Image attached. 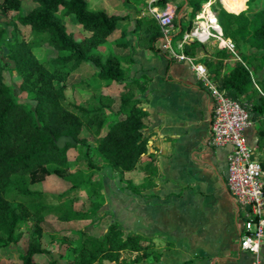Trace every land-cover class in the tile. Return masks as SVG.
<instances>
[{"label":"trees","instance_id":"1","mask_svg":"<svg viewBox=\"0 0 264 264\" xmlns=\"http://www.w3.org/2000/svg\"><path fill=\"white\" fill-rule=\"evenodd\" d=\"M34 1L36 6L24 13L22 0H0V10L6 14L13 13V40L8 43V57L14 61L15 69L22 77L23 90L36 101L34 108L18 101L13 87L5 82L6 63L0 59V248L20 242L23 226L33 218L35 230L27 251L20 254V259L23 264H35L38 255L48 252L42 244L44 224L49 216H54L61 222H90L83 228H68L58 233L59 257L66 264H137L148 258L160 262L164 253L175 249L176 244L126 229L112 211L100 215L106 197L104 182L97 176L103 163L119 173L122 181L125 173L141 171L144 174L142 183L136 185L133 179H127L123 189L142 194L155 186L156 177L160 175L157 155L149 151V137L143 131L149 118V112L143 106L146 99L137 95V92H146L151 78L147 75L130 78L132 57L104 54L100 46L123 29L122 39L118 38L114 43L122 48L128 47L127 28L135 21L131 33L136 34L138 45L159 53L157 42L163 37L161 26L153 15H140L133 20L129 13L110 14L105 9H94L89 0ZM132 1L139 5L146 3V0ZM207 1H185L182 6L185 15L175 19L180 28L176 36L182 39L184 33L193 28L196 16ZM253 1L248 0V3ZM168 2L173 0H159L154 7H163ZM243 2L239 0L240 7L234 11L236 13L218 9L215 4L213 7L225 36L236 43L237 50L249 47L264 51V7L251 16L250 7L243 10ZM70 14L89 35L78 40L68 30L64 16ZM18 23L29 28V37L22 35ZM6 32V27L0 22V48ZM43 46L59 54L42 60L35 53V48ZM198 48H205V45L190 41L184 45V53L195 56ZM229 53L225 49L219 50L218 57ZM242 59L227 71L222 61H206V64L212 81L245 106L257 124L255 155H258L264 169V73L254 80L252 70L259 73L264 69V54H252L246 56V60L242 56ZM86 64L97 68L94 73L97 78L123 86L121 106L116 113L107 112L110 107L104 97L87 105L68 99L69 77L74 70ZM114 116L117 119L107 133L102 134L104 125ZM85 129L93 136L94 144L83 136ZM62 135L72 136L77 144L59 147L57 140ZM76 148L82 150L76 153V160L84 163H78L76 170L72 171L71 149ZM50 175L63 178L71 186L62 193L32 188ZM81 189L88 190L91 201L88 209L73 207ZM108 216L110 221L105 229L92 232ZM124 253L137 255L133 261H128L123 258Z\"/></svg>","mask_w":264,"mask_h":264},{"label":"crops","instance_id":"2","mask_svg":"<svg viewBox=\"0 0 264 264\" xmlns=\"http://www.w3.org/2000/svg\"><path fill=\"white\" fill-rule=\"evenodd\" d=\"M178 31L174 46L180 52ZM133 36L129 35L130 44L121 54L134 60L130 77L151 78L146 92H138V97L146 99L143 106L149 118L143 131L149 137V151L157 155L160 175L155 186L142 194L120 189L114 198L106 193L116 219L128 229L158 234L176 244L155 264H171L175 253L187 245V264H253L254 255L241 248V211L226 183L230 147L209 142L212 99L208 89L189 61L161 49L154 53L140 47L136 34ZM161 44L159 40L157 46ZM204 45V51L208 46L217 47L214 41ZM200 49L191 57L202 63ZM248 138L256 148L255 126Z\"/></svg>","mask_w":264,"mask_h":264},{"label":"rangeland","instance_id":"3","mask_svg":"<svg viewBox=\"0 0 264 264\" xmlns=\"http://www.w3.org/2000/svg\"><path fill=\"white\" fill-rule=\"evenodd\" d=\"M92 8L95 9H105L108 13H115V14H131L133 20L138 18L140 15H152L151 8L154 7V3H157L159 0H146L144 5H139L133 2L132 0H89ZM186 0H173V3L177 6L178 16L183 17L185 12L183 11V5L185 4ZM23 2V11L24 13L29 12L32 10L36 3L34 0H22ZM141 2V0H137V3ZM241 3V0H240ZM215 5H217L218 9H226L229 12L236 13L237 9H239L240 5L235 10H230L227 6H225L223 0H215ZM180 7V9H179ZM182 7V8H181ZM250 7V8H249ZM264 7V0H254L251 4L248 3V0H244L243 2V10L249 8V15L253 16L254 13L261 8ZM13 13L6 14L2 10H0V22L6 27L7 32L4 37V42L0 48V59L6 63V69L4 71L5 82L12 86L18 101L22 103L29 104L32 108L35 107L36 101L33 99V96L28 92L24 91L22 88V77L19 75L17 70L15 69L14 61L10 60L8 57L9 53V45L8 43L13 40V21H12ZM64 23L66 24L68 30L73 32L78 40L83 39L85 36L89 35L90 33L82 28L79 24H77L74 20V15H66L64 16ZM18 25L22 29V35L25 37L30 36L29 28L23 27L20 23ZM135 21H132L129 27L127 28L128 37L131 36V39L134 38V34L131 33V30L134 28ZM131 29V30H130ZM122 31L123 29L118 30L108 42L100 46L101 51L104 54L108 53H123L124 49L114 43L117 41L118 38L122 39ZM206 51L200 49L199 52V61L205 64L210 61H222L224 65V70L227 71L229 68L233 67L238 57L235 54L229 53L227 56L218 57V52L220 49L214 46H208ZM204 51V52H202ZM242 51H244L245 55H242ZM242 51L237 50V55L243 61L246 60V56L256 54L261 55L264 54V51L256 50L253 48L245 47ZM35 53L37 56L45 60L50 57L57 56L59 53L50 50L48 47H38L35 48ZM259 64V63H257ZM97 68L92 64L81 65L79 68L73 71L71 76L68 79L69 88L66 90V95L68 99L71 101H76L82 104H92L94 99L99 97H104L105 103H107L110 109L107 112L116 113L119 111L121 106V97L124 93L123 86L115 81H104L97 78L94 73ZM253 70V78L254 80L259 79L262 77L264 73V69L261 70L259 73L254 72ZM132 78V77H130ZM136 89V88H135ZM137 95H140L137 92ZM117 118L114 116L111 121L107 122L103 129L102 134H106L109 130L112 123ZM255 129L257 131V124L255 123ZM83 136L87 137L92 144H94L93 136L88 132V130H84ZM253 143V142H252ZM254 144V143H253ZM252 145V144H251ZM256 149V148H255ZM73 152V160L71 163V170L75 171L76 166L78 163L83 165V161L76 160V153H79L81 148L71 149ZM258 158V155L256 154ZM144 174L141 171H135L132 173H125L124 174V181L121 180L120 174L116 173L112 170V168L107 165L106 163L102 164V169L99 172L97 178L102 179L104 182V190L103 193L106 197L113 196L115 198V193L123 189L126 186L127 179H133L136 185H140L142 183ZM71 186V183L67 182L63 178L50 175L45 177L43 180L39 181L38 183L32 185L34 189H41L46 192L50 193H62L66 191ZM112 199V202L114 200ZM114 203V202H113ZM73 207L75 209H88L91 207V201L88 196L87 189H81L79 191L78 197L75 198L73 202ZM111 202L107 200L106 197V204L105 206L99 211L100 215H102L105 211H112ZM115 217V214H114ZM116 218V217H115ZM110 221V216H108L97 229L92 230V232H101L105 229V226ZM90 222L89 221H72V222H61L57 220L54 216H49L44 224V233L42 238L43 247L48 251L45 254H40L35 259V264H51L52 261L56 262V264H66V262L59 257L60 248L59 244L56 241L57 237L59 236V232L68 228H83L87 226ZM125 227V226H124ZM126 228V227H125ZM128 229V228H126ZM35 230V222L34 219H30L24 226H23V238L20 242L16 245H12L10 247L0 248V264H23L20 259V254L27 251L28 246L31 242L32 235ZM131 230V229H128ZM136 231V230H135ZM155 236L158 237L159 240H163L158 234ZM178 246V245H177ZM185 250L175 253L176 258L172 261L171 264H183L184 261L188 260V245L185 246ZM136 253H124L123 258L127 259L128 261H133L136 257ZM137 264H155L151 258L145 259L140 263Z\"/></svg>","mask_w":264,"mask_h":264},{"label":"built area","instance_id":"4","mask_svg":"<svg viewBox=\"0 0 264 264\" xmlns=\"http://www.w3.org/2000/svg\"><path fill=\"white\" fill-rule=\"evenodd\" d=\"M215 0H208L194 20V26L186 31L179 44L180 52L174 46V37L179 26L177 6L168 2L165 6L151 8L152 15L158 20L162 32L160 49L178 60L189 61L199 81L208 89L212 99V123L210 144L228 146L227 186L236 199L241 211L240 229L241 248L254 255L253 264H264V169L250 144L248 132L255 126L251 114L238 101L212 81L205 64L195 62L185 54L183 46L190 41L206 44L214 41L217 47L237 55L236 43L226 37L214 9Z\"/></svg>","mask_w":264,"mask_h":264},{"label":"water","instance_id":"5","mask_svg":"<svg viewBox=\"0 0 264 264\" xmlns=\"http://www.w3.org/2000/svg\"><path fill=\"white\" fill-rule=\"evenodd\" d=\"M68 143L76 145L77 141L70 135H62L57 140V145L61 148L64 147Z\"/></svg>","mask_w":264,"mask_h":264},{"label":"bare ground","instance_id":"6","mask_svg":"<svg viewBox=\"0 0 264 264\" xmlns=\"http://www.w3.org/2000/svg\"><path fill=\"white\" fill-rule=\"evenodd\" d=\"M223 2L230 10L234 9L237 5V0H223Z\"/></svg>","mask_w":264,"mask_h":264}]
</instances>
